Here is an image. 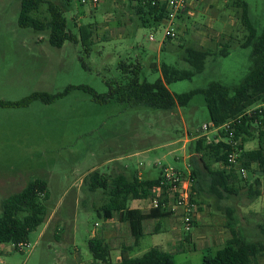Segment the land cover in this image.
Here are the masks:
<instances>
[{"label":"rangeland","instance_id":"rangeland-1","mask_svg":"<svg viewBox=\"0 0 264 264\" xmlns=\"http://www.w3.org/2000/svg\"><path fill=\"white\" fill-rule=\"evenodd\" d=\"M20 2L0 0V204L35 179L45 181L48 200L44 221L27 235L28 247L20 251L12 243H1L0 264H92L87 240L93 236L103 238L110 247V264H118L121 246L132 243L128 228L120 227L116 217L104 220L101 211L98 215L107 200L100 189L88 191L83 182L76 188L92 168L109 176L119 173L116 163L128 165L127 175L140 171L143 177L155 178L163 168L182 169L187 177V170H194L197 175L192 190L197 200L195 225L186 231L180 218L170 222L172 227L165 220L160 231L147 233L150 224L146 221L129 256L156 246L171 253L174 264H202L205 254L213 255L230 238L228 210L234 227L246 240L264 241V173L254 167L244 176L235 171L245 182L240 181L237 194L227 199L218 200L205 192L208 179L192 145L197 137L209 141L219 136L213 129L200 128L209 122L201 96H194L178 111H162L128 108L115 100L97 103L78 88L107 94L109 84L122 79L120 63H138L139 81L153 82L160 76L157 69L162 62L190 69L182 59L184 48L215 50L223 44H228L227 55L208 57L202 72L167 88L182 93L211 80L236 83L250 66L249 48L238 45L246 33L240 8L226 0H199L173 21L176 37L170 39H163L165 23H141L137 7L143 0H99L95 8L73 1L41 0L37 10L29 13L48 20V7L56 5L66 19V30L77 37V27L90 24L91 40L85 49L79 40L51 46L47 31L20 27ZM245 2L251 19L264 26V0ZM68 86L74 88L51 102L34 99L26 105L2 104L20 103L33 94L50 98ZM131 135L145 139L140 154L104 163L120 157V142ZM172 142L176 143L168 146ZM256 145L255 134L246 147ZM205 160L211 168L218 167ZM255 178L258 184H254ZM249 185L258 196L249 198ZM172 216L170 213L169 218ZM176 234L180 241H174ZM187 235L190 242L184 240ZM178 247L180 251H176ZM251 264H264V256H257Z\"/></svg>","mask_w":264,"mask_h":264},{"label":"trees","instance_id":"trees-1","mask_svg":"<svg viewBox=\"0 0 264 264\" xmlns=\"http://www.w3.org/2000/svg\"><path fill=\"white\" fill-rule=\"evenodd\" d=\"M69 2L68 0H66ZM233 6L240 8L241 22L246 30L243 39L238 42L241 48H249L250 66L245 75L236 83H223L211 80L203 86L192 88L182 93H172L167 85L181 80H191L195 74L203 71L205 61L210 56H225L228 54V44H223L215 50L203 47H186L183 49V61L190 69H178L170 64L162 62L158 70L160 76L153 82L139 81V64L120 63V82H111L105 95H97L87 87H78L91 95V99L97 103H107L115 100L125 104L128 108L144 107L151 110L173 111L176 108L186 107L194 96H201L208 113V120L214 126H219L226 121L241 115L247 108L264 102V26H258L250 17L249 5L245 0H226ZM41 0H21L18 15L20 27L31 28L35 31H47L48 42L51 46L60 47L65 40L77 42L88 48L90 44V24L77 27L78 37L66 30V19L62 11L56 5L48 7L50 18L40 20L29 15L37 10ZM143 25L149 23L159 24L166 17L165 7L153 0H143L137 7ZM147 15V18H146ZM75 26V25H74ZM73 86H68L63 93H58L50 98L33 94L20 103H2L5 106L26 105L31 100L38 99L51 102L64 96ZM256 134L257 145L250 150L244 149V143ZM218 139L206 140L204 136L197 137L193 141L194 153H197L205 178L208 179L207 192L218 200L230 198L236 195L239 182L235 166L227 167L226 156L231 150L225 141L226 135L219 132ZM233 139L238 141L241 153L237 158L238 167L247 171L256 168L259 173H264V109H255L251 115H242L235 126ZM207 158L218 167L211 168ZM207 176V177H206ZM193 180L197 178L196 172L191 171ZM161 174L155 179H138L137 175L124 176L115 174L104 175L97 171L88 173L82 180L89 191L101 190L106 195V202L98 209L103 219H116L126 223L132 243L122 245L120 248V260L118 264H174L172 255L156 246L150 247L139 256H129L143 235V222L149 218H163L170 216V212L161 206L150 208L143 212L138 209H130L128 202L132 199H146L151 190L161 181ZM196 183V182H195ZM254 184H258L254 179ZM199 190L197 194L199 195ZM249 198L258 196L257 190L248 187ZM48 194L44 180L35 179L29 181L19 192L12 194L1 201L0 204V244L26 242L31 230L39 226L46 216V201ZM191 201L196 205L197 200L193 193ZM230 238L213 255L205 254L202 264H251L257 256H264V241L246 240L234 227L231 219L232 211H227ZM192 225H195L193 221ZM190 242V236L184 237ZM87 247L93 258L92 264H110V247L102 237L93 236L87 240ZM195 248L194 245L191 247ZM176 251H180L179 247Z\"/></svg>","mask_w":264,"mask_h":264},{"label":"built area","instance_id":"built-area-1","mask_svg":"<svg viewBox=\"0 0 264 264\" xmlns=\"http://www.w3.org/2000/svg\"><path fill=\"white\" fill-rule=\"evenodd\" d=\"M68 1L76 2L82 6L87 5L90 8H95L99 2V0ZM197 1L199 0H153V3H158L160 5L162 4L167 11L166 17L162 20V23H165V27L163 28V39L176 37V32L172 27L173 21L187 9L194 6ZM149 40H153V37L150 36ZM255 109H264V102L247 108L241 115H238L237 117L230 119L219 126H214L210 122L203 123L200 126V128L204 131L213 129V131L217 132L218 136L219 132H222L224 135H226L225 141H227L231 147V150L226 156L227 167L229 168L235 166V170L241 172L243 176L245 175L244 173L248 171L243 167L237 166V158L241 153V148L239 147L238 141L233 139V133L235 126L239 123L241 116H249ZM187 174L188 177L182 169L163 168L161 171V181L151 190L149 197L146 198L149 209L161 206L166 208L171 214L180 211V219L182 220L184 229L186 231L192 228V223L197 216V207L191 201L192 180L190 174ZM14 247L21 251L24 247H28V243L19 242Z\"/></svg>","mask_w":264,"mask_h":264},{"label":"crops","instance_id":"crops-1","mask_svg":"<svg viewBox=\"0 0 264 264\" xmlns=\"http://www.w3.org/2000/svg\"><path fill=\"white\" fill-rule=\"evenodd\" d=\"M203 44H205V43H203ZM201 47L211 49L208 46H201ZM176 111H178V108H177ZM191 139H193V138H191ZM144 140L145 139L143 137H141L140 135H135V136H132L131 135V136L127 137V139H125L123 142H120V157H111V158L105 160L104 163H111V162L116 163L118 160H120V161H126L129 158H131V157L138 156L140 154V152H141L139 150V149H141V145L140 144L142 142H144ZM176 142H172V143L168 144V146H173V144L176 143ZM246 143L247 142L244 143V149L245 150H250V149H247ZM133 144H136V146H133ZM122 149H124L125 152ZM115 165L119 169V173H117V174H122V175L128 176V177L135 174V175H137L138 179H155V178H157L161 174V171H159V174H158L157 177L151 178V177H149V174H146V177H143V175H144L143 172H140V171H131V172H129V175H127L126 173L129 171L127 164H125V163H120V164L116 163ZM188 165L189 164H187V166H186V170H187ZM92 171H96V169L92 168L90 170V172H92ZM188 172L191 175L190 171H188ZM104 175H108V174H104ZM84 177H85V175L82 177V179H80V183L78 185H76V188H79L80 187V184H81V182H82V180H83ZM72 187H75V184L74 183L72 184ZM86 190H88L87 187H86ZM128 207L130 209H138V210L143 211V212H146V211L149 210L148 203H147V199H132V200H130L128 202ZM179 212L180 211L173 213V216L170 217V218H169V216H166V217H163V218H149V219L144 220V222H143V233H144V226H145V222L146 221H149V224H150V228H148L146 230L147 233H152V230H154V231L156 230L155 232H157L158 229L160 231L162 229L164 223L166 222L165 220H168L169 221V225L172 227L173 225L170 222L173 221L174 219L178 221V219L180 218V213ZM176 216H179V217H176ZM120 227H126L127 228V225H126V223H121L120 222ZM151 228H153V229H151ZM180 240H181V237L176 234L175 237H174V241L176 242V241H180ZM128 242H130V240H128ZM130 244L131 243H129V244L126 243L125 245H130Z\"/></svg>","mask_w":264,"mask_h":264}]
</instances>
